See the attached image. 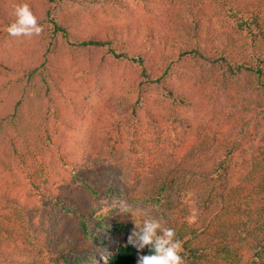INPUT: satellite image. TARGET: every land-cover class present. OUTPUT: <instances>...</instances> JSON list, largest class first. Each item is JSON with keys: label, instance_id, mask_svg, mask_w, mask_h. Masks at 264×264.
Listing matches in <instances>:
<instances>
[{"label": "trees", "instance_id": "trees-1", "mask_svg": "<svg viewBox=\"0 0 264 264\" xmlns=\"http://www.w3.org/2000/svg\"><path fill=\"white\" fill-rule=\"evenodd\" d=\"M112 196L169 205L185 264H264V0H0V264H135Z\"/></svg>", "mask_w": 264, "mask_h": 264}, {"label": "clouds", "instance_id": "clouds-1", "mask_svg": "<svg viewBox=\"0 0 264 264\" xmlns=\"http://www.w3.org/2000/svg\"><path fill=\"white\" fill-rule=\"evenodd\" d=\"M13 22L5 27L11 37L39 36L43 28L30 10L28 4L14 6ZM126 244L136 250L135 264H185L183 243L176 239L174 228L163 227L159 220L143 218L140 223L133 221V228L127 236ZM147 248L148 254H144ZM105 264H107L106 258Z\"/></svg>", "mask_w": 264, "mask_h": 264}, {"label": "rangeland", "instance_id": "rangeland-1", "mask_svg": "<svg viewBox=\"0 0 264 264\" xmlns=\"http://www.w3.org/2000/svg\"><path fill=\"white\" fill-rule=\"evenodd\" d=\"M22 40V37L13 39L12 42L4 48V50L10 51L11 45L16 46L17 48ZM100 209H108L114 214L128 212V220L131 224L129 227L124 228L121 238L108 233L103 227L95 230L93 236L95 237L94 243L98 244L99 241H101L106 245L105 251L109 252L118 242L127 240V236L133 228V221L140 223L143 218L148 217L159 220L161 225L166 227V219L169 216L170 206L167 204L148 205L142 202L130 201L117 196H112L108 198L107 204L100 206ZM90 263L91 261H86L84 264Z\"/></svg>", "mask_w": 264, "mask_h": 264}]
</instances>
